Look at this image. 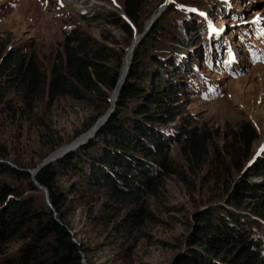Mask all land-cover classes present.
I'll list each match as a JSON object with an SVG mask.
<instances>
[{
  "label": "rangeland",
  "instance_id": "obj_1",
  "mask_svg": "<svg viewBox=\"0 0 264 264\" xmlns=\"http://www.w3.org/2000/svg\"><path fill=\"white\" fill-rule=\"evenodd\" d=\"M123 1L0 0V36L7 41V49H18L27 55L34 52L40 58L41 66L48 69L70 27L81 28L95 39L104 40L103 35H108L120 50H127L126 56L138 28L134 26V36H130L119 24L106 20L111 12L124 15ZM188 1L185 5L177 0H147L140 20L146 36L154 21L164 13L166 18L159 27L166 30L163 36L167 34L168 42H173V36L177 35L191 45L188 50L181 48L177 55L179 62L186 66L191 63L196 72L188 79L179 78L183 84L178 95L182 112L175 122L160 125L159 129L171 134L174 125L183 123L188 129L202 131L209 136L207 152L200 161L192 153L188 157L183 151L184 142L178 141L172 133L167 153L173 173L160 177L163 182L156 192H138L133 206L127 201L116 202L109 198L105 187L85 191L87 179L84 175L76 176L74 172L61 178L64 187L77 184V195L66 206L65 215L74 239L89 250V255L84 252L82 264L88 261L92 264H172L177 256L189 249L184 239L193 231L194 215L212 208L220 209L219 206L242 209L240 213L259 219L264 225V217H260L264 213L257 216L252 209L256 206L252 196L240 204L228 202L235 184L242 179L248 178L264 186V176L248 174L245 177L254 163L264 161V64L244 55L241 46L246 39L245 30L250 28L248 24L264 19V0ZM169 3L175 10L168 8ZM188 13L193 22L185 18ZM173 17L179 19L177 32L172 30L173 26L169 29L172 25L169 20ZM182 22L187 23L188 28L183 27ZM257 38L262 39V35ZM159 44L167 51L171 49L164 41ZM263 48L264 45L258 48L259 60ZM232 50L239 55L241 65L233 61L229 64ZM155 53L157 51L153 50L148 56L150 66H156L151 61ZM149 81L156 84L154 78L146 82ZM14 96L9 95L7 102L3 106V102L0 104V110L3 108L0 111V148L8 153L7 162L13 166H18L17 162L28 165L43 159L53 144L65 139L68 141L62 147L46 156L52 161L62 158L92 139L115 112L106 118L114 106L111 96L106 112L91 127L81 131L85 122L92 121L105 106L106 101L101 97L81 102L62 98L56 104L46 101L43 107L35 110L41 118L36 119L34 115L28 119V111L23 113L24 103H19L17 98L11 102L17 101L13 105L19 107L20 112L13 115L10 111L8 115L6 109L11 110L10 98ZM124 113L120 112V115H130L128 111ZM246 123L252 124L258 138L251 145L243 146L234 133ZM79 131L81 133L76 134ZM45 132L51 136L42 137ZM233 140L238 148H242L241 168L237 167L239 159L234 157L237 152L231 148ZM59 150L60 154H56ZM5 177L14 182L17 180L8 175ZM28 194L34 193L29 191ZM131 208H142L149 214L125 225L124 219ZM259 227L263 233L264 227ZM17 245L19 243H11L9 251H15Z\"/></svg>",
  "mask_w": 264,
  "mask_h": 264
},
{
  "label": "trees",
  "instance_id": "obj_2",
  "mask_svg": "<svg viewBox=\"0 0 264 264\" xmlns=\"http://www.w3.org/2000/svg\"><path fill=\"white\" fill-rule=\"evenodd\" d=\"M177 1L185 5L189 3L188 0ZM146 2L124 0L122 8L126 17L111 12L106 20L119 24L130 36H134V26L138 32L143 31L140 18ZM173 6L169 3L168 8L173 11ZM165 18L163 13L154 21L150 32L135 45L115 112L106 124L82 147L67 152L62 158L47 163L37 171L35 176L41 185L47 187V193L37 185L29 169L36 168L47 155L68 140L62 139L53 144L42 156L43 159L28 165L23 162H17L18 166L11 165L6 159L8 153L0 148V264H82L84 252L89 255V250L74 239L66 223L65 208L78 190L76 183L68 187L62 185L61 178L66 174L75 172L76 176L84 175L87 179L85 191L105 187L109 198L116 202L127 201L133 206L138 192H156L163 182L160 177L173 173L167 153L172 133L178 141L184 142V154L189 157L192 153L198 161L202 160L209 141V136L204 132L188 129L183 123L177 127L174 125L171 134L159 129L160 125L175 122L182 112L178 95L183 84L179 78L188 79L189 75L196 73L194 65L189 63L186 66L177 57L181 48L188 50L191 45L177 35L170 43L167 34L163 36L166 30L160 29L159 24ZM185 18L193 22L190 13ZM178 20L171 18L169 29L173 26L172 30L177 32ZM182 23L183 27L188 28L187 23ZM103 39H95L81 28L70 27L52 67L48 69L41 66L40 58L34 52L27 55L18 49H7V41L0 36L1 106L7 102L9 95L15 94L10 98L11 110L6 109L8 115L10 111L13 115L20 112V108L14 106L18 101L24 103L23 113L28 111V119L34 115L39 119V112L35 110L43 107L46 101L56 104L62 98L81 102L101 97L106 101L105 106L92 121L89 119L85 122L81 128V131H85L109 108V100L119 85L127 51L120 50L108 35H103ZM160 41L171 49H164ZM153 50L157 53L151 61L156 66L148 64V56ZM153 78L156 84L146 82ZM13 98H17V101L11 102ZM127 111L130 115H120V112L127 114ZM234 135L243 146L251 145L258 138L251 123H246ZM45 136L51 135L45 132L42 137ZM234 140L231 148L237 152L234 157L239 159V163L242 148H238ZM241 166L242 163L237 165L238 168ZM248 174L264 176V161L254 163L245 177ZM6 175L18 181L8 180ZM248 196L256 200V206L252 208L255 215L264 213V186L248 178L235 184L228 202L240 204ZM221 207L194 215L193 231L184 239L189 249L177 256L172 264H264V232L259 227H264L263 223L240 213L242 209L222 207V211ZM131 210L124 219L125 225L137 221L141 215L149 214L142 208ZM262 215L260 217H264ZM11 243H19L15 251H9ZM87 264L92 263L88 261Z\"/></svg>",
  "mask_w": 264,
  "mask_h": 264
},
{
  "label": "bare ground",
  "instance_id": "obj_3",
  "mask_svg": "<svg viewBox=\"0 0 264 264\" xmlns=\"http://www.w3.org/2000/svg\"><path fill=\"white\" fill-rule=\"evenodd\" d=\"M162 10V9H161ZM154 17V16H153ZM152 17V18H153ZM151 18V19H152ZM139 32H136V34H135V36H134V39H133V41H132V44H131V48L129 49V51L127 52V54H126V56H125V59H124V62H123V68H122V72H121V76H120V80H119V85H118V87H117V89L113 92V95H112V102H114V104L116 103V98H117V96H118V94H119V91H120V87L122 86V82L124 81V79H125V76H126V72H127V69H128V67H130L131 66V60H132V57H133V53H134V49H135V45L137 44V42L139 41ZM102 120H103V118H102ZM99 123H100V121H99ZM85 136H82V138H84ZM81 143V142H80ZM84 143V142H83ZM69 150V147H68V149L66 150V151H64V153L65 152H67ZM63 153V154H64ZM56 154H60V150L59 151H57L56 152ZM50 159H52V158H50Z\"/></svg>",
  "mask_w": 264,
  "mask_h": 264
},
{
  "label": "water",
  "instance_id": "obj_4",
  "mask_svg": "<svg viewBox=\"0 0 264 264\" xmlns=\"http://www.w3.org/2000/svg\"><path fill=\"white\" fill-rule=\"evenodd\" d=\"M124 17H126L125 16V14L123 15ZM146 30H148V29H146ZM145 33L146 32H142V33H139V37L141 38V37H143L144 35H145ZM140 38H139V40H140ZM129 69H130V67H128V69H127V72H126V76H125V78L127 77V74H128V72H129ZM125 80V79H124ZM119 95V94H118ZM117 98H118V96H117ZM117 98H116V103L114 104V106H112V109L110 110V112L107 114V116H106V118H108L111 114H112V112H114V110H115V106H116V104H117ZM52 161V159H48V157L40 164V165H38L36 168H34V169H29L30 170V172L32 173V176H33V178H34V180H35V182L37 183V185L41 188V189H43L46 193H47V187H44L43 185H41L40 183H39V181H38V179L36 178V176H35V174L37 173V171L40 169V168H42L43 166H45L47 163H49V162H51ZM35 171V172H34Z\"/></svg>",
  "mask_w": 264,
  "mask_h": 264
}]
</instances>
